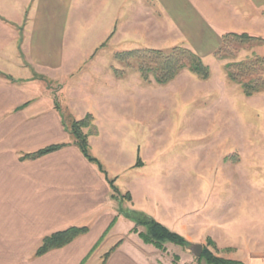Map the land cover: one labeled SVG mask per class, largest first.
Masks as SVG:
<instances>
[{
  "label": "crops",
  "instance_id": "obj_1",
  "mask_svg": "<svg viewBox=\"0 0 264 264\" xmlns=\"http://www.w3.org/2000/svg\"><path fill=\"white\" fill-rule=\"evenodd\" d=\"M229 33L264 39V0H0V264H198L181 245L169 242L162 250L146 243L133 230L135 222L119 213L108 178L131 193L128 207L191 243L212 239L225 258L264 264L262 171H230L229 203L206 210L197 206L198 196L189 197L186 182L168 184L167 157L144 155L148 143L131 133L127 139L116 135L112 128L120 124L109 110L77 109L67 96L63 106L75 119L95 115L97 132L84 131L104 173L73 142L46 83L72 75L108 41L121 51L184 46L207 63L217 59ZM88 78L96 76L81 84L91 83ZM105 78V103L126 102L121 110L134 115L125 120L128 131L144 129L135 113L148 120L155 114V82L140 71ZM59 143L66 145L21 158ZM139 155L143 165L137 167ZM249 162L264 170V154ZM73 225L89 231L36 255L46 236Z\"/></svg>",
  "mask_w": 264,
  "mask_h": 264
},
{
  "label": "rangeland",
  "instance_id": "obj_2",
  "mask_svg": "<svg viewBox=\"0 0 264 264\" xmlns=\"http://www.w3.org/2000/svg\"><path fill=\"white\" fill-rule=\"evenodd\" d=\"M118 52H122L120 48L108 41L94 53L91 61L75 68L72 75L58 81L46 79L62 111L72 115L71 110L63 106L67 96L73 98L77 109L85 108L99 114L109 110L108 116L115 120H112L114 124H120L112 128L116 135L127 139L131 133L140 138L145 146L148 143V153L144 155L167 157L168 184L184 186L186 182L189 197L197 199L198 196L197 206L203 203L206 210L217 208V203L221 206L229 203L230 171H262L264 179V170L258 167L259 164L249 162V156L264 154V91L245 95L240 84L231 80L226 69L229 63L253 59L255 55L264 57V44L230 40L220 51L223 59L216 56L217 59L204 62L211 71L207 79L184 69L174 80L161 85L151 75L152 82H155V114L150 115L148 120L146 114L137 116L135 113V119L138 118L145 126L142 129L141 125L139 131H128L125 120L134 115L121 110L126 102L114 101L108 105L105 102L110 99L100 90L101 81H106L107 76L136 74L139 71L138 62L133 58L119 65ZM90 75L96 76L95 80L88 78L91 83L81 84ZM263 75L264 66L257 63L251 76ZM88 114L95 116L92 112ZM121 124L126 127L123 129ZM127 203L124 200L123 205L130 208ZM213 243H209L208 239L204 246L224 257L217 244ZM190 248L184 247L191 253ZM177 261H180L179 258ZM200 264L209 263L202 260Z\"/></svg>",
  "mask_w": 264,
  "mask_h": 264
},
{
  "label": "trees",
  "instance_id": "obj_3",
  "mask_svg": "<svg viewBox=\"0 0 264 264\" xmlns=\"http://www.w3.org/2000/svg\"><path fill=\"white\" fill-rule=\"evenodd\" d=\"M238 39L242 42H258L264 44V39L259 37H253L246 33H229L224 35L223 43L216 53L219 59H223L224 56L220 55V51L228 44L230 40ZM136 59L138 62V70L145 81L151 80V75L156 82L161 85L168 84L176 78V76L184 69L190 70L192 73L197 74L203 79H207L211 75L210 67L206 65L203 58L195 51L184 47L174 46L167 50L161 49H135L122 51L117 53V59L122 61H128V59ZM258 63L264 66V57L255 55L253 59L229 63L227 64V72L231 80L237 82L242 87L245 95L252 96L257 92L264 91V75L263 76H251L252 70L255 69ZM11 80H14L11 76H8ZM45 79V77H43ZM57 107L61 110L64 124L69 131L73 142L81 149L87 159L98 165L99 169L106 173V170L100 160L94 157L90 150V144L88 140V134L85 133L84 128L90 127L93 133L97 130L94 125V117L91 114L86 115L82 119H75L67 111H62L61 106L57 104ZM68 117V118H67ZM66 143H59L40 149L34 153H26L21 158L23 160L27 158H37L47 153L56 151L64 147ZM143 165L141 156H138L136 166ZM112 192L111 197L119 202L118 211L125 217L135 222L136 227L133 229L138 232L140 237L149 244L155 245L157 248L166 250V243L173 242L183 247L192 246L193 243L188 241L183 235L175 232L157 221L155 218L131 208H126L123 203L124 200L131 201L132 195L128 192H122L119 186L116 184V178H108ZM142 229H141V228ZM89 231L88 226H69L63 230L54 232L46 236L41 245L36 251V255H43L48 251L56 248L64 247L72 242L78 236L85 234ZM122 243V240L118 241L106 254V260L109 255ZM209 243L214 244L211 239ZM199 264L202 260H206L209 264H245L240 260L224 258L216 255L207 246H204L203 253L200 257H197Z\"/></svg>",
  "mask_w": 264,
  "mask_h": 264
},
{
  "label": "water",
  "instance_id": "obj_4",
  "mask_svg": "<svg viewBox=\"0 0 264 264\" xmlns=\"http://www.w3.org/2000/svg\"><path fill=\"white\" fill-rule=\"evenodd\" d=\"M203 248H204L203 244L193 243L190 250L196 257H200L203 253Z\"/></svg>",
  "mask_w": 264,
  "mask_h": 264
}]
</instances>
